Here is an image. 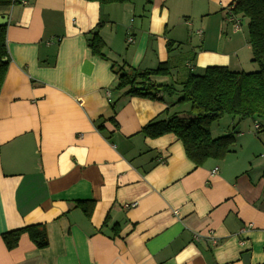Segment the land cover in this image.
<instances>
[{
  "label": "crops",
  "instance_id": "1",
  "mask_svg": "<svg viewBox=\"0 0 264 264\" xmlns=\"http://www.w3.org/2000/svg\"><path fill=\"white\" fill-rule=\"evenodd\" d=\"M13 1L0 89V264H264V120L257 131L251 119L213 126L214 137L233 130L231 151L195 166L173 135L141 133L175 111L186 118L188 105L114 91L116 64L151 70L172 57L176 68L158 83L210 66L250 72L246 30L235 32L229 15L235 0ZM95 33L102 56L91 51ZM37 224L47 247L22 235L5 248L3 233Z\"/></svg>",
  "mask_w": 264,
  "mask_h": 264
},
{
  "label": "trees",
  "instance_id": "2",
  "mask_svg": "<svg viewBox=\"0 0 264 264\" xmlns=\"http://www.w3.org/2000/svg\"><path fill=\"white\" fill-rule=\"evenodd\" d=\"M99 5L126 4L132 0H85ZM13 0H0V16L7 13ZM231 14L237 19H246V41L251 53V62L258 67L254 72H232L226 67L210 66L198 72L187 71L183 79L158 83L157 78L168 77L175 69V60L170 57L155 69H133L126 64H116L114 91L123 96H136L152 101L172 100L169 107L188 105L186 118L176 111L165 119L156 118L148 122L141 133L151 139L173 135L181 142L185 156L195 166L208 159L221 160L230 153L233 130L212 138L209 125L223 116L237 122L251 119L261 128L264 120V0H235ZM239 17V18H238ZM241 26V20H237ZM6 26L0 25V89L7 69L5 40ZM169 51L175 45L169 42ZM103 42L95 33L90 39L92 54L102 56ZM3 60H5L3 62ZM193 60L191 55L190 63ZM164 97V99H163ZM166 101V100H165ZM83 212L90 214L91 207L80 204ZM26 235L36 249L48 245L47 234L42 224L30 225L5 232L1 239L7 250L17 247L19 239Z\"/></svg>",
  "mask_w": 264,
  "mask_h": 264
},
{
  "label": "rangeland",
  "instance_id": "3",
  "mask_svg": "<svg viewBox=\"0 0 264 264\" xmlns=\"http://www.w3.org/2000/svg\"><path fill=\"white\" fill-rule=\"evenodd\" d=\"M239 20H241V24H242V26H240V29L239 30H235V32H240L241 31V29H242V32L243 31H245L246 30V19H239ZM126 43H127V40L125 41ZM128 44V43H127ZM250 65H252L253 66V69L252 70H246V71H250V72H254V71H257L258 70V67H257V65L255 64V63H251ZM223 120H230V117L229 116H223V117H221V118H219V119H217L216 121H213L210 125H209V131H210V135H211V130H212V127L214 126V128H218V127H222L223 126V124H224V121ZM246 120H248V119H245V120H242L243 122H245ZM247 122V121H246ZM248 122H250V120H248ZM235 126V125H234ZM237 127V122H236V126H235V128ZM234 128V129H235ZM211 137L212 138H216V137H214L213 135H211ZM233 143L234 142H231L230 143V149L232 148V146H233Z\"/></svg>",
  "mask_w": 264,
  "mask_h": 264
},
{
  "label": "built area",
  "instance_id": "4",
  "mask_svg": "<svg viewBox=\"0 0 264 264\" xmlns=\"http://www.w3.org/2000/svg\"><path fill=\"white\" fill-rule=\"evenodd\" d=\"M229 15L232 19V21L235 22V30H239L240 29V25H239V22L234 18V16H232L231 12H229ZM197 34H200V33H197ZM127 43L128 44H131L133 42V38L130 36V35H127ZM255 130H259V126L257 124H255L254 126ZM216 169L212 171V173H215ZM136 206V203H131V204H128V205H125L124 207L125 208H134ZM173 214L174 215H177V212L176 211H173Z\"/></svg>",
  "mask_w": 264,
  "mask_h": 264
},
{
  "label": "water",
  "instance_id": "5",
  "mask_svg": "<svg viewBox=\"0 0 264 264\" xmlns=\"http://www.w3.org/2000/svg\"><path fill=\"white\" fill-rule=\"evenodd\" d=\"M6 23H7V16H6V15H1V16H0V25H1V26H5ZM4 61H5V60H3V62H4Z\"/></svg>",
  "mask_w": 264,
  "mask_h": 264
}]
</instances>
